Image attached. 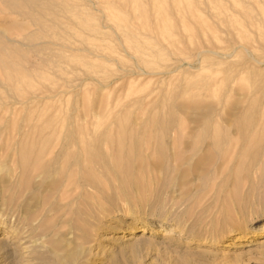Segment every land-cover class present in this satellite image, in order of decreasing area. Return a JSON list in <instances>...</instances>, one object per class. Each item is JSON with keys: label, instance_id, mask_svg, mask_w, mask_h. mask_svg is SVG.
Here are the masks:
<instances>
[{"label": "rangeland", "instance_id": "1", "mask_svg": "<svg viewBox=\"0 0 264 264\" xmlns=\"http://www.w3.org/2000/svg\"><path fill=\"white\" fill-rule=\"evenodd\" d=\"M0 39L22 53L0 64V238L25 218L19 264H264V0H0ZM54 128L93 188L51 210L30 169L9 173Z\"/></svg>", "mask_w": 264, "mask_h": 264}, {"label": "bare ground", "instance_id": "2", "mask_svg": "<svg viewBox=\"0 0 264 264\" xmlns=\"http://www.w3.org/2000/svg\"><path fill=\"white\" fill-rule=\"evenodd\" d=\"M33 6L36 9H41V8L44 9L45 8V4H40V3L39 4L34 3ZM21 57H22V53L19 49H16L14 47H10L9 45H7L6 42L0 41V64L2 66V69H6L7 72H15L17 65L21 61ZM188 129L189 128L184 126V127L179 128V129L175 128V130L173 132L177 136L178 134L184 133L185 131L187 132ZM197 129L204 135L205 138L209 137V138H212L215 140V139H217L223 135L224 142L226 144H228L230 142L231 133H230L229 129L222 128L219 125L218 126L217 125L212 126L209 123H204L202 125H199L197 127ZM59 130H61V129H59ZM68 131H70V130L68 129ZM70 133L66 134L64 137L63 136L64 132H60V131L58 132V130H56L54 128L51 131L52 135H50V137L44 136L43 138H41L38 141L31 142L32 144L26 143L25 149H27L26 150L27 152L30 151L27 154L28 160L27 161H25V160L21 161L20 164H15V166L13 167V169L9 173L10 175H14V174L19 175V180H20L19 183L22 184L23 179L25 177V171H27V169H30L29 171H30L31 175H33L35 177L34 179L38 182L36 184V186L35 185L33 186L34 191L38 192V194H36L34 192L32 193V194H36V195H34V199L39 198V196H40V198L42 197L41 199L44 202V204L46 206L48 205L51 210L56 209V205H58V204H60L59 207L64 206L66 208H70L72 206V204L79 198V193H80V196L82 197V195H85V193L88 194L86 192V190H90V188H93L89 178L85 174L86 173L85 169L87 168V166L84 163V156H82V154H80L79 152H77L76 154H72L70 152L77 145L73 141V139L70 138V135H71ZM176 138L177 137H174V139H176ZM10 183H11V181H10ZM11 191L12 190H10V192ZM30 195H31V193H30ZM77 195H78V197H77ZM82 198H84V197H82ZM23 199H24V197H23ZM36 201H37V199H36ZM76 203L77 202H75V205H76ZM46 211H47V209H46ZM74 211L75 210H73V214H74ZM14 217H13V220H14ZM19 218L16 217V219H15L16 223L10 225V229H9L10 233L9 234L6 233L7 235L0 238V264H9L11 262L16 261V259H18V258H19V260H17V263L19 264V262L23 258L25 259L24 253H27V250L29 249V247H27V245H28L27 241H29L30 238H28L25 233H22V231L24 229L25 230L28 229L29 227L25 226V218L23 219V217H21L23 220H21V218L20 219ZM82 218H85V217L82 216ZM94 218H95V216H94ZM75 219L78 220V218H75ZM85 219H83V220H85ZM77 220H75V221H77ZM88 220L90 221V220H92V218L90 219V217H89ZM88 222H86V225L90 224ZM26 223H27V221H26ZM79 223H80V221H79ZM147 223L149 225L150 222H147ZM96 225H98V224H96ZM152 225L159 228L158 233L163 234L164 237L173 236L172 231L165 230L163 226H161L159 224H155V223H153ZM92 229H94V228H92ZM150 231H151V229L147 230V232H150ZM86 232H88L87 227H86ZM258 232L264 233V225H261L258 227ZM82 235L84 236V233ZM87 235H89V234H87ZM87 235H85V236H87ZM79 238H81V237H79ZM87 238L85 240H87ZM113 239L115 241L120 242L124 239V237H123V235H116L113 237Z\"/></svg>", "mask_w": 264, "mask_h": 264}]
</instances>
